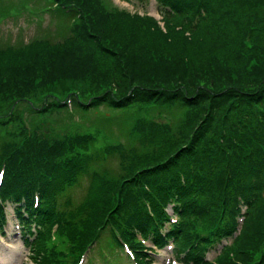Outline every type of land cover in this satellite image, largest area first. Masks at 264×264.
<instances>
[{
  "label": "trees",
  "instance_id": "1",
  "mask_svg": "<svg viewBox=\"0 0 264 264\" xmlns=\"http://www.w3.org/2000/svg\"><path fill=\"white\" fill-rule=\"evenodd\" d=\"M53 1L66 22L58 38L0 49V96L8 91L35 112L105 106L96 125H116L126 140L96 145L100 136L84 132L1 147L0 198L31 216L37 209L47 232L31 256L63 258L52 244L63 236L73 262L109 233L110 246L126 242L140 261L139 233L158 246L173 239L194 264H264V0H156L162 26L108 0ZM64 81L77 90L73 103L30 104L38 86L56 97L51 90ZM151 110L160 121L141 113ZM83 176L87 188L73 203L67 190ZM173 197L178 219L163 237L161 205ZM30 222L21 221L25 233ZM219 244L216 261L205 260Z\"/></svg>",
  "mask_w": 264,
  "mask_h": 264
},
{
  "label": "rangeland",
  "instance_id": "2",
  "mask_svg": "<svg viewBox=\"0 0 264 264\" xmlns=\"http://www.w3.org/2000/svg\"><path fill=\"white\" fill-rule=\"evenodd\" d=\"M108 1L115 8L146 13L161 21L152 0ZM52 2L53 0H0V49L7 45L13 47L23 46L32 38H58L57 34L62 26L61 23L65 24L66 22L60 21L61 19L55 13L45 9ZM29 74L30 70L23 72L26 79L30 78ZM70 84L72 82L64 81L58 83L55 86V91L51 90L56 97H46L47 90L38 86L33 96L35 99L31 101L33 107L40 109L44 105L54 106V104L58 105L59 102L63 101H69L70 104L72 102L71 92L77 91ZM73 84L76 85V82H73ZM151 103H146L142 107L151 106ZM108 112V108L99 106L91 110H85V112L79 110H51L45 113H38L35 110H31L25 101H14V98L7 91L5 97L0 96V148L7 142L17 141L19 148L25 141L38 142L40 139L52 141V139H62L70 133L84 132H95L100 136L96 141V145H101L105 142L109 144L115 141L124 142L126 137L119 132V128L116 125L108 127L107 132L104 131V128L99 129L96 125L94 118L102 114L106 115ZM141 113L151 119L161 120L154 110L141 111ZM16 114L20 116V121L15 120ZM164 114L170 116L165 111ZM25 133H29V136L26 137ZM116 165V160H112L109 163L103 162V166L107 168H112ZM88 178V176L81 177L78 184L67 190V194L73 203L78 202L86 190ZM10 218L12 219L11 216ZM107 237H109V233L101 237V243L99 244L101 246L93 247L87 260L82 261L81 264H134L128 254V248L124 246L125 252H122L114 246L108 245ZM6 243L11 244V246L8 245L9 247H6L4 245ZM52 244L55 250L63 256L67 254L68 243L63 236L54 239ZM145 245L151 246L147 240ZM34 247L36 246L34 245ZM151 247L147 248L149 249L147 258L150 260L155 258V261L148 262V264H183L175 262L168 250L154 251ZM0 252L10 254L9 262L11 264H39L38 262L40 261L44 262L31 256V253L28 254L27 249L24 248L19 240V229L15 222H9L8 226H5V234L3 236L0 235ZM213 255L214 251H210L207 257L211 259ZM58 258V256L55 259L50 258V264H63L58 261ZM65 264L71 263L65 259ZM232 264H237V260L234 259Z\"/></svg>",
  "mask_w": 264,
  "mask_h": 264
},
{
  "label": "bare ground",
  "instance_id": "3",
  "mask_svg": "<svg viewBox=\"0 0 264 264\" xmlns=\"http://www.w3.org/2000/svg\"><path fill=\"white\" fill-rule=\"evenodd\" d=\"M1 259L2 260H7L8 259V255L7 254L1 255ZM4 263H6V261H4Z\"/></svg>",
  "mask_w": 264,
  "mask_h": 264
}]
</instances>
